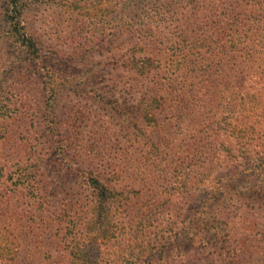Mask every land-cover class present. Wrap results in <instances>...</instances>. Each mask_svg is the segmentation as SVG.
<instances>
[{
  "label": "rangeland",
  "instance_id": "obj_1",
  "mask_svg": "<svg viewBox=\"0 0 264 264\" xmlns=\"http://www.w3.org/2000/svg\"><path fill=\"white\" fill-rule=\"evenodd\" d=\"M247 1L248 55L208 54L203 78L183 48L158 61L136 46L115 0H30L36 50L0 0V264H132L141 228L169 242L154 264H264V0ZM214 111L247 122V153L207 145Z\"/></svg>",
  "mask_w": 264,
  "mask_h": 264
},
{
  "label": "trees",
  "instance_id": "obj_2",
  "mask_svg": "<svg viewBox=\"0 0 264 264\" xmlns=\"http://www.w3.org/2000/svg\"><path fill=\"white\" fill-rule=\"evenodd\" d=\"M6 13L11 21L10 31L13 30L17 40L24 43L28 48L36 50V39L26 32L24 26L25 10L30 0H5ZM118 13L123 16L130 17L129 24L123 30L132 36L133 40H137L136 46L147 48L152 43L156 54V58L169 59L171 55L179 48H183L185 64L187 70H191L194 65L198 66V71L205 76H211L206 70V56L210 57L229 56L234 60H245L247 53V40L250 33L249 24H247V12H249V3L247 0H115ZM115 7V8H116ZM153 24L156 26L153 27ZM169 32L168 38H156L157 30L165 28ZM260 43V42H259ZM200 56L198 62L190 61V56ZM176 58V57H175ZM197 61V60H194ZM224 66V65H220ZM224 68V67H223ZM223 68L217 70L218 74L223 73ZM208 81L207 83H209ZM209 100L206 103L213 102V96H208ZM230 107L233 105L226 103ZM242 104L246 105L245 99H242ZM214 110V107L212 108ZM213 122L219 123L215 132L212 131L208 135L211 142L207 145L211 146L219 144L220 151L231 149L233 141H237L238 149H242L247 153L246 148L250 145L249 131L247 122L239 120L238 117L230 116L226 120H218L216 111L211 116L205 119L203 126H209ZM220 130H225L227 140H222L219 135ZM205 134V133H204ZM205 136V135H204ZM216 137V140H214ZM204 139V138H203ZM214 141V142H213ZM221 141V142H219ZM230 148V149H228ZM260 160V159H259ZM258 160V161H259ZM261 161V160H260ZM264 164V163H262ZM95 187L98 182L93 181ZM98 188V187H97ZM95 205L98 210L106 212V205L109 199L112 198V192L101 188L100 192L95 191ZM50 228V229H48ZM54 237H58V229L53 226H48ZM29 229L36 230L34 225ZM151 231L140 229L135 240L138 244L136 253L131 256L132 264H154L157 259L160 248L168 246V240H151ZM156 237V235H155ZM63 240H61L62 242ZM67 242V241H66ZM65 242V243H66ZM53 244L50 239H42L40 241L25 240L26 247L34 248L42 247L41 244ZM63 243V245H65ZM225 244V243H224ZM68 246V245H67ZM67 248V247H66ZM79 260L87 262V253L83 247L77 249L75 255ZM70 257V256H69ZM74 258V257H73ZM124 260V258H122ZM126 259V258H125ZM98 261V260H97ZM129 261V258H128ZM240 260L238 257L230 259L228 264H237ZM98 263H100L98 261ZM58 264V262L56 263ZM167 264V263H165ZM168 264H212L209 260H197V258H188L186 261H170Z\"/></svg>",
  "mask_w": 264,
  "mask_h": 264
}]
</instances>
